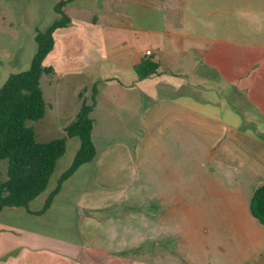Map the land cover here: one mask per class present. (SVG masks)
Segmentation results:
<instances>
[{
  "label": "crops",
  "instance_id": "obj_1",
  "mask_svg": "<svg viewBox=\"0 0 264 264\" xmlns=\"http://www.w3.org/2000/svg\"><path fill=\"white\" fill-rule=\"evenodd\" d=\"M192 1H64L69 21L53 31L43 59L53 71L41 74L40 82L51 83V110L58 100L66 107L76 98L68 122L80 105L78 93L91 101L95 87L90 116L96 152L62 181L43 212H34L42 205L29 204L42 192L45 200L54 186L20 206L41 222L57 200L73 214L79 187L67 183L86 165L89 178L113 193L84 201L90 210L81 222L87 249L73 239L61 249L42 243L43 232L20 243L21 234L1 223L2 214L14 215L20 206H3L0 264H98L138 249L139 260L123 257L122 264H264V224L250 209L253 191L264 183V0H220L219 34L212 33L217 10L207 0ZM245 11L254 12L245 18ZM144 56L159 66L139 78L134 65ZM123 113L137 117L133 131H126ZM95 115L108 125L107 137L116 123L122 127L119 138L108 137L100 148ZM117 187L123 196L135 187L139 227L122 221L126 211L119 210L133 207L116 195ZM101 208L109 209L107 221L92 213ZM101 224L103 231L96 229ZM78 227L77 220L71 227L76 235Z\"/></svg>",
  "mask_w": 264,
  "mask_h": 264
},
{
  "label": "rangeland",
  "instance_id": "obj_2",
  "mask_svg": "<svg viewBox=\"0 0 264 264\" xmlns=\"http://www.w3.org/2000/svg\"><path fill=\"white\" fill-rule=\"evenodd\" d=\"M57 1L59 0H0V86L6 80L8 70L19 71L28 68V66L30 65V60L36 49V41L34 38L35 32L37 29H44L52 20L56 19L59 16V13L54 8ZM207 1L209 7L217 10L216 13L212 14L213 24H217V26H213L212 33L219 34L218 26L220 0ZM248 1L251 3L253 0H244V2ZM77 2H79V0H77ZM192 2H195L196 4L200 3L199 0H193ZM252 12L254 11H245L244 16L246 15V13L252 14ZM248 24V19H245V21L243 22L244 27L248 26ZM40 84L45 100V113L40 119L32 121V124L35 129L36 138L38 140H47L50 138L61 136L63 134L62 126L63 124L68 122V119L70 118V115L72 113L71 106L75 104L76 98L70 97V104H67L66 107L60 106V104L58 105V103H60L58 100L56 102V105L51 110L48 107L51 96V86H48V84L51 83H46L45 81H43L40 82ZM63 88H66L65 84H63ZM67 107L68 110L64 111ZM95 116V126L98 127V129L96 128L97 131L94 137L96 146L100 148L101 146L110 142V140L113 141L120 137V132L122 129L120 123H116L118 127H116L117 130H110L108 132L111 134L108 136L110 138V140H108L109 138L105 135L107 131L104 127L106 123L100 121L99 116ZM124 116L125 114L123 113L122 120L124 123H122L127 127L126 131H133L132 125L135 124L137 117L132 116L131 118H124ZM77 143V136L70 138L67 142L66 149L62 156L58 159L56 167L52 175L50 176L47 184L48 189L55 185L58 176L67 167L68 159L76 149ZM5 169L6 163L0 161V176L4 177ZM89 172L90 170L86 165L82 167L76 174H74V176H72L67 183V185L69 186L74 183L79 187V210L72 211L73 214L68 208L65 209L63 207V204H61L59 200H57L54 206H52V208L46 214L45 222H41L36 219L35 216L29 215L25 211H23V206H20L17 208L19 212H15L14 215L10 216L5 213L4 215L2 214L1 218H4V222L1 221V223L3 224L2 228L6 229L7 232L15 231L16 233H20V236H16L17 241H19L20 243L26 242L28 237H33L35 232H43L44 234L40 235L42 243L51 242L53 246L56 245V248L61 249L64 243L70 242V240L73 239V241H78V244H80L79 248L83 246L84 249H87V245H89V242L87 240L89 239V234H87V236L85 237V234H83L81 230V222L90 213V210L87 208V203L84 204V201L92 194H100L104 196L105 199H107L109 195L113 193V191L109 190L107 186H100L95 184L92 178H89ZM123 189L124 188L122 187H117V192H115L116 195H120V199L122 198V200L128 202V204H130V206L133 208L131 210L123 208L120 209L121 211L119 210L120 213L126 211V215L124 218H122V221L127 225H132V227L137 228L140 224L141 212L139 204L136 201L137 196L132 195L135 191L133 190L135 189V187H130L129 189H127L124 192V196L122 195ZM45 193L46 192H42L40 196L31 200L29 206L38 208L40 205H42ZM74 200H76V197L74 198ZM82 204L87 209L83 208ZM103 204L106 205L107 202H103ZM92 206L97 205L93 204ZM103 210L104 209L101 208L96 212L94 210L91 211L92 213H94V215L97 214L101 217L103 216L102 220L107 221L106 217L109 209H105L104 211ZM77 220L79 222L78 235H76L75 230L71 229L72 226L76 225ZM90 228H92V226ZM99 228L101 229V231L104 230L102 224L99 227L96 226V229ZM76 237H78V239H75ZM83 252L86 253V250H83ZM52 254V257L60 258V255L58 253H54L53 251ZM115 255L116 256H104L100 260H97V263L106 264L108 261L113 259L114 262L122 264L123 257L126 260L127 257H130L133 260H139L140 250H128L125 252L120 251L115 253ZM46 256H48V254H46Z\"/></svg>",
  "mask_w": 264,
  "mask_h": 264
},
{
  "label": "trees",
  "instance_id": "obj_3",
  "mask_svg": "<svg viewBox=\"0 0 264 264\" xmlns=\"http://www.w3.org/2000/svg\"><path fill=\"white\" fill-rule=\"evenodd\" d=\"M64 0L56 2L54 8L59 16L34 35L36 49L28 68L10 72L0 86V161L6 163L5 175L0 176V210L6 205H24L37 196L47 185L55 168L56 160L65 149L68 138L77 136L79 146L70 164L60 173L46 196L42 206L34 212H43L62 181L81 163L93 158L96 147L92 139L93 119L90 111L95 103V87L91 101L81 97L74 117L63 127V134L47 140H38L32 121L40 119L45 111V100L40 84L43 73L53 71L43 59L54 43L53 31L67 24L69 16L63 11ZM158 62L144 56L134 65L139 78L157 72ZM252 214L264 224V183L253 191L250 198Z\"/></svg>",
  "mask_w": 264,
  "mask_h": 264
},
{
  "label": "built area",
  "instance_id": "obj_4",
  "mask_svg": "<svg viewBox=\"0 0 264 264\" xmlns=\"http://www.w3.org/2000/svg\"><path fill=\"white\" fill-rule=\"evenodd\" d=\"M149 52H150V50H149V49H147V50H146V53L148 54Z\"/></svg>",
  "mask_w": 264,
  "mask_h": 264
}]
</instances>
